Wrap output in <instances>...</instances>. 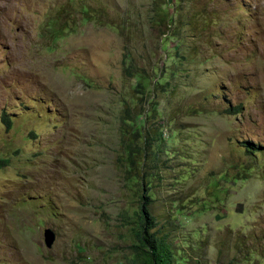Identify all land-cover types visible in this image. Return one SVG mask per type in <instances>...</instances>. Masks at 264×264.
I'll use <instances>...</instances> for the list:
<instances>
[{
	"label": "rangeland",
	"instance_id": "obj_1",
	"mask_svg": "<svg viewBox=\"0 0 264 264\" xmlns=\"http://www.w3.org/2000/svg\"><path fill=\"white\" fill-rule=\"evenodd\" d=\"M124 106L178 255L264 264V0H0V264H130Z\"/></svg>",
	"mask_w": 264,
	"mask_h": 264
},
{
	"label": "trees",
	"instance_id": "obj_2",
	"mask_svg": "<svg viewBox=\"0 0 264 264\" xmlns=\"http://www.w3.org/2000/svg\"><path fill=\"white\" fill-rule=\"evenodd\" d=\"M169 25L171 20L166 18ZM145 115V114H144ZM139 113H132L128 106H124L120 115V144L119 152L124 156L127 169L125 175H131L127 180L132 181L136 187L139 206L129 217L131 220V232L134 240L131 243L132 254L130 264H187V258L178 255L170 236L167 232H158V221L151 211L153 203V190L150 170L157 171L158 164L151 160L154 155V147L160 145L161 137L156 133L155 126L157 111H151L149 119L152 120L151 132H146V117ZM3 123L10 125L8 118H2ZM245 144V143H244ZM246 146V145H245ZM250 155H253L250 152ZM3 163V162H0ZM3 165V164H2Z\"/></svg>",
	"mask_w": 264,
	"mask_h": 264
},
{
	"label": "water",
	"instance_id": "obj_3",
	"mask_svg": "<svg viewBox=\"0 0 264 264\" xmlns=\"http://www.w3.org/2000/svg\"><path fill=\"white\" fill-rule=\"evenodd\" d=\"M56 235L55 232L50 229L46 228L43 231V242L47 250H50L55 242Z\"/></svg>",
	"mask_w": 264,
	"mask_h": 264
}]
</instances>
